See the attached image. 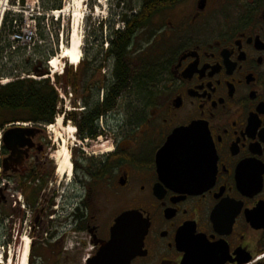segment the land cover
I'll use <instances>...</instances> for the list:
<instances>
[{"label":"flooded vegetation","instance_id":"obj_1","mask_svg":"<svg viewBox=\"0 0 264 264\" xmlns=\"http://www.w3.org/2000/svg\"><path fill=\"white\" fill-rule=\"evenodd\" d=\"M148 6L161 68L147 96L132 89L115 114V162L75 158L65 183L46 160L45 128L31 123L13 155L3 140L16 126L2 127L0 255L16 232V243H32L29 264H88L114 221L138 212L148 227L129 264H264V0ZM69 122L83 140L81 123ZM174 132L168 164L187 169L179 182L157 171ZM127 252L114 251L113 264Z\"/></svg>","mask_w":264,"mask_h":264},{"label":"rangeland","instance_id":"obj_2","mask_svg":"<svg viewBox=\"0 0 264 264\" xmlns=\"http://www.w3.org/2000/svg\"><path fill=\"white\" fill-rule=\"evenodd\" d=\"M118 0H24L19 7L14 4V0H0V11L6 10V18L8 24L4 27L2 25L0 30V81H5V84L10 83L15 77H22L25 79H34L36 77L29 73L32 64L39 63V69L47 71L48 75L43 77L48 79L51 84L55 83L54 76H60L64 72L71 77L72 73L87 74L96 70L100 66L102 70L96 74L94 83H99L100 88H104L111 83V72L113 68V61L105 57L109 39V29L114 24H118V17L116 15ZM143 0H123V13L127 11V7H137ZM27 2V4H26ZM61 3L62 12L58 16L53 14V11H38L37 6L42 4L51 5V3ZM7 5V6H6ZM115 5V8H114ZM45 15H43V13ZM55 12V11H54ZM115 14V19L113 15ZM122 14V13H121ZM35 21V22H34ZM79 22L78 36L81 40V63L82 65L72 66L67 60L61 59L59 56L63 49L70 44V33L74 23ZM9 24L13 28L9 29ZM101 24V26H99ZM27 27L35 30L36 37L29 44L20 43L19 45L11 44L9 37L11 32H18L21 34ZM158 25L150 24L149 27L139 32L133 40L132 51L130 57V67L132 71V81L141 74L144 68L152 70L151 74H156L160 71L159 52L163 46L162 43H150L148 34L150 30H154ZM11 44L14 50H8V45ZM57 59L55 69L51 70L48 63L53 59ZM32 63V64H31ZM37 63V64H38ZM63 70V72L61 71ZM150 76V75H149ZM37 80L39 78H36ZM42 79V78H41ZM130 90L125 92V98L132 94L133 82H130ZM1 87V85H0ZM58 86L57 90L62 99V104L59 109L66 113L73 112L75 109L81 110L83 108L84 98L86 93H92V102L99 97L97 90L83 92V99L79 93L72 88L67 89V94ZM133 97V96H131ZM101 98V91H100ZM129 98V97H128ZM136 98V97H134ZM124 105V99L118 103L117 110L99 121V129L96 138L79 140L77 138L78 132L74 124L67 121V116L62 119V114H59L52 124L54 133L48 129L43 132L42 139L48 146L46 158L48 164L53 166L57 164L56 156L58 157L62 144L67 147L70 154V162L72 167L71 175H64L62 181L69 183V179L73 180L75 158L82 162H101L109 160L107 157L115 153V114L121 113ZM136 108V107H135ZM79 114V113H76ZM110 121V122H109ZM59 122V123H58ZM29 125V124H28ZM50 127V126H49ZM71 130L69 132L68 130ZM60 137V139L58 138ZM63 141V143H62ZM43 143V144H44ZM45 145V144H44ZM82 149L83 152L80 151ZM110 151V153H109ZM50 155V157H49ZM59 159V157H58ZM59 162V161H58ZM61 178L57 177V181ZM27 233L29 230L27 228ZM12 243L10 247L4 249L3 258L5 264H21L20 257L22 247L20 243H16V232L10 234ZM24 236V235H23ZM24 237H27L26 235ZM18 242V241H17ZM79 242L74 240L72 235V243ZM31 243V241H30ZM24 245L26 243H23ZM18 245V246H17ZM17 246V247H16ZM29 247V245H28ZM30 251V250H29ZM76 254H71L73 257Z\"/></svg>","mask_w":264,"mask_h":264},{"label":"trees","instance_id":"obj_3","mask_svg":"<svg viewBox=\"0 0 264 264\" xmlns=\"http://www.w3.org/2000/svg\"><path fill=\"white\" fill-rule=\"evenodd\" d=\"M24 2V0H22ZM151 0H143L140 5L134 10V7H127L125 14H122L120 20L124 23L123 31H116L114 24L109 29V39L105 57L113 61V68L111 72V83L109 86L100 88L99 83H94V78L97 73L102 70L100 66L96 70L89 71L85 74L64 72L60 76H54L55 83L51 84L48 79H41L39 81L33 79H25L22 77H15L7 85L0 87V127L14 123H33L42 126L50 125L62 110L58 111V105L62 104L60 95L57 91L58 86L67 94V89L72 88L80 94L83 99V92L97 90L99 93L103 91L102 99L96 98L92 102V93L87 94L83 99L84 111L79 114L64 113L69 119L70 116L74 120L81 123L80 127L83 129L84 137H91L94 134L93 122L97 119L106 116L115 110V106L124 99L125 92L130 90V82L134 83V94L139 98L144 99L147 96V89L145 84L150 80L152 70L144 68L141 74L132 81V71L130 67V57L134 51L133 40L135 36L146 29L149 25L154 9L149 7ZM124 6L123 0L117 1V6ZM155 7V6H154ZM115 8V5H114ZM41 9L44 11H60L61 3H51V5L42 4ZM115 19V14L113 15ZM8 24V19L4 21L3 26ZM101 26V24H99ZM13 26L9 24V29ZM9 47V45H8ZM7 47V48H8ZM38 62L32 64L30 74L37 77H44L48 75L47 71L39 69ZM82 65V63H79ZM79 65V66H80ZM153 75V73H152ZM133 92V91H132ZM78 130V127H77ZM96 136V135H95ZM114 156V155H113ZM112 156V157H113ZM110 159L115 162V157ZM107 161V160H106Z\"/></svg>","mask_w":264,"mask_h":264},{"label":"water","instance_id":"obj_4","mask_svg":"<svg viewBox=\"0 0 264 264\" xmlns=\"http://www.w3.org/2000/svg\"><path fill=\"white\" fill-rule=\"evenodd\" d=\"M33 133V129H11L6 133L3 144L14 155L18 151V148L24 146V144L19 143V140L25 135H32ZM188 134H190V132H188L187 135ZM181 135V132H174L163 149L157 154V171L161 180L167 177L179 182L182 176L186 177L187 175V169L170 166L168 164L177 162V160H172L174 154L169 151L174 145L176 146ZM147 227L148 225L140 213L127 212L122 214L114 221V225L110 230V239L101 249V253L96 258L90 260L88 264H113L114 251H128L130 254L128 255L127 252V255H124L122 260L117 264H129L130 260L140 248L139 244L143 241ZM125 243H130V245H125Z\"/></svg>","mask_w":264,"mask_h":264},{"label":"bare ground","instance_id":"obj_5","mask_svg":"<svg viewBox=\"0 0 264 264\" xmlns=\"http://www.w3.org/2000/svg\"><path fill=\"white\" fill-rule=\"evenodd\" d=\"M62 12H54L53 14H55L56 16H58L59 14H61ZM79 22L74 23V25H72L71 28V33H70V44L68 47L63 49V52L61 53V55L59 56L61 59H65L67 60L72 66H77L79 65L80 61H81V40L78 36V30H79ZM56 62L57 59L53 58L48 66L50 67L51 70H54L56 67ZM59 123V122H58ZM49 130L51 132L54 133V128L53 126H51L49 128ZM69 132H71V130H68ZM60 139V137H58ZM63 143V141H62ZM59 155V159L56 156L55 158L57 161V175L64 176V175H70L71 174V162H70V154L67 150V147L65 145L62 144V147L60 148V151L58 152ZM110 153V151H109ZM59 161V162H58ZM24 243H26L25 245L23 244L22 246V251H21V257H20V262L21 264H27L28 261V254H29V250H30V240L25 237L24 239ZM23 242V241H22ZM29 245V247H28Z\"/></svg>","mask_w":264,"mask_h":264},{"label":"built area","instance_id":"obj_6","mask_svg":"<svg viewBox=\"0 0 264 264\" xmlns=\"http://www.w3.org/2000/svg\"><path fill=\"white\" fill-rule=\"evenodd\" d=\"M18 2L19 0H16L17 6H18ZM5 12H6L5 10L0 11V24H1V21L3 19ZM35 37H36L35 30L31 29V27H27L21 34L14 33L12 37L10 38V40L16 45H19L20 43L29 44L33 41Z\"/></svg>","mask_w":264,"mask_h":264}]
</instances>
